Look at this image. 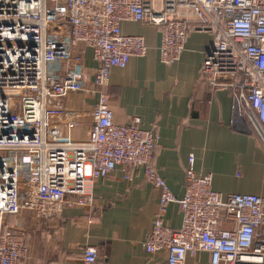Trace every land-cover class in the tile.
Wrapping results in <instances>:
<instances>
[{"label":"built area","instance_id":"2783aa9c","mask_svg":"<svg viewBox=\"0 0 264 264\" xmlns=\"http://www.w3.org/2000/svg\"><path fill=\"white\" fill-rule=\"evenodd\" d=\"M124 22L157 26L169 65L191 32L210 33L201 76L231 94L235 119L264 144V0H0V264L30 253L7 216L54 218L92 206L89 184L119 166L129 180L142 169L160 190L148 252L166 251L167 264L201 251L210 264H264V195L225 196L190 154L177 197L154 165L157 136L139 116L115 120L111 70L149 51L144 35L123 32ZM171 202L183 212L178 228L164 221ZM99 256L86 245L78 264H101Z\"/></svg>","mask_w":264,"mask_h":264},{"label":"crops","instance_id":"0c3cea01","mask_svg":"<svg viewBox=\"0 0 264 264\" xmlns=\"http://www.w3.org/2000/svg\"><path fill=\"white\" fill-rule=\"evenodd\" d=\"M122 29L144 35L149 51L131 58L124 68H112L107 86L110 106L116 121L139 116L141 127L157 136L154 165L171 191L177 197L184 194L188 158L194 154L195 171L211 173L213 188L225 196L264 195V144L246 123L235 119L231 94L222 88L212 90L201 76L212 35L191 32L180 60L169 65L160 58L157 26L124 22ZM127 169L119 166L89 184L92 206L65 208L54 218L7 216L5 225L21 231L30 248L19 264H78L89 244L99 247L101 264H167L166 251L151 253L144 246L160 190L139 168L129 180ZM182 217L180 205L171 202L164 221L178 228ZM186 264H210V255L206 251L188 255Z\"/></svg>","mask_w":264,"mask_h":264},{"label":"rangeland","instance_id":"374dc122","mask_svg":"<svg viewBox=\"0 0 264 264\" xmlns=\"http://www.w3.org/2000/svg\"><path fill=\"white\" fill-rule=\"evenodd\" d=\"M240 173H241V172H240ZM240 173H239V174H240ZM7 218H8V217H7Z\"/></svg>","mask_w":264,"mask_h":264}]
</instances>
